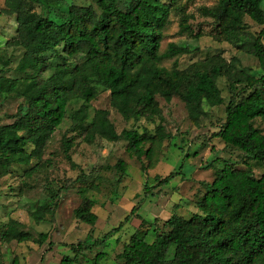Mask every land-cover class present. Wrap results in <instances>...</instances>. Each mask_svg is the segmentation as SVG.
Here are the masks:
<instances>
[{
	"label": "trees",
	"instance_id": "obj_1",
	"mask_svg": "<svg viewBox=\"0 0 264 264\" xmlns=\"http://www.w3.org/2000/svg\"><path fill=\"white\" fill-rule=\"evenodd\" d=\"M259 1L217 0L198 8V14L211 21L216 42L227 43L257 61L262 75L255 77L239 68L236 57L227 61L221 53L186 69H180L177 61L169 70L162 67L164 59L199 51L170 43L160 52L171 9L179 15L180 35L195 40L202 36L192 30V16L175 0H132L129 4L96 0L95 7L64 0H4L3 13L15 16L17 24L8 48L21 51L15 70L24 77L0 74V95L23 103L11 124L0 125V178L10 174L13 166L42 159L71 101L82 102L69 115L71 131L88 141L99 137L125 142L126 153L141 163L143 173L154 168L155 150L169 134L162 125L154 133L135 129L117 133L107 110H96L88 121V105L101 93H109L111 107L124 120L159 116L157 97L167 102L179 98L196 127L207 120L205 106H224L225 119L215 135L261 163L262 175L254 178L247 170L225 165L211 183L203 184L205 194L197 204L198 213L171 217L166 232L158 233L151 243L147 237L154 222L141 219L117 258L121 264H264V134L254 126V120L264 119V9ZM247 20L259 31H251ZM50 69L53 72L45 77ZM58 69L70 77L69 87L57 84ZM221 79H225L227 100L219 87ZM65 143L68 149L70 143ZM116 168L125 173L126 164L118 161ZM172 176L159 180L158 185L168 184ZM150 191L145 188V195ZM92 207L93 202L85 200L74 210L76 219L94 226L97 216ZM136 211L133 208L131 215ZM53 212L47 208L33 215L40 222L44 213ZM126 221L128 217L102 241L118 233ZM1 239L40 245L47 235L34 238L19 222L10 220ZM80 248L81 244L75 250ZM74 261L65 257L61 264Z\"/></svg>",
	"mask_w": 264,
	"mask_h": 264
},
{
	"label": "rangeland",
	"instance_id": "obj_2",
	"mask_svg": "<svg viewBox=\"0 0 264 264\" xmlns=\"http://www.w3.org/2000/svg\"><path fill=\"white\" fill-rule=\"evenodd\" d=\"M64 1L95 7L96 0ZM124 1L129 4L132 0ZM175 2L192 16L189 24L195 33L202 36L195 40L180 35L179 15L171 9L163 30L160 52L164 53L170 43L198 48L199 51L164 59L162 67L169 70L177 61L180 69H186L193 63L221 53L227 61L236 57L240 62L239 68L250 75H262L254 58L238 52L227 43L216 42L211 21L198 14L199 7L212 6L217 0ZM259 2L264 9V0ZM4 9V0H0V50L3 54L0 74L23 78L24 74L15 70L21 51L8 48L7 44L16 36V19L13 15H5ZM247 23L251 31H259L251 21L247 20ZM52 72L53 69H50L44 76ZM56 73L57 84L69 87L70 77L62 69ZM219 87L227 100L229 93L225 79L219 81ZM157 103L159 116L142 117L137 121L124 120L111 107L107 92L101 93L88 105V121L92 120L96 110H107L117 133L124 129L154 133L157 126L164 127L170 138L155 150V166L146 173L142 172L138 160L128 156L125 142H107L99 137L88 141L83 135L71 131L69 115L82 102L75 100L68 104L66 118L47 143L42 159L32 161L28 166H13L10 174L0 178V264H13L14 260L19 264H61L65 257L75 258L74 264H121L117 256L139 227L141 219L154 222L147 237L151 243L158 233L166 232L165 224L171 217L188 218L199 212L197 204L205 194L203 184L211 183L225 165L247 170L254 178L262 175L261 163L245 157L241 151L224 144L215 135L225 119L224 106H205L207 120L201 127H196L189 120L179 98L167 102L157 97ZM22 105L21 99L0 95V125L11 124L17 112L22 110ZM254 126L264 134V119L254 120ZM65 141L70 143L68 149ZM118 161L126 164L125 173L116 168ZM171 174L173 176L168 184L158 185L159 180ZM69 181H73L70 186L67 184ZM145 188L151 190L148 195H145ZM85 200L93 202L91 212L97 216L94 226L82 223L74 215V210ZM47 208L54 209L53 215L44 213L43 219L36 221L33 214ZM133 208L137 210L135 215H131ZM126 217L128 221L121 230L102 241ZM10 220L19 222L22 229L34 238L46 234V241L40 245L33 242L4 243L1 234ZM79 244L80 250H75ZM97 256H100L98 260Z\"/></svg>",
	"mask_w": 264,
	"mask_h": 264
}]
</instances>
